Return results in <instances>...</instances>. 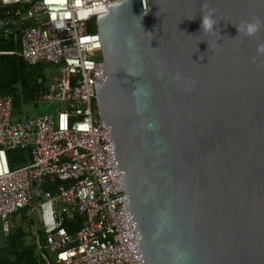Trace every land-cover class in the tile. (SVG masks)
<instances>
[{
	"label": "water",
	"instance_id": "water-1",
	"mask_svg": "<svg viewBox=\"0 0 264 264\" xmlns=\"http://www.w3.org/2000/svg\"><path fill=\"white\" fill-rule=\"evenodd\" d=\"M113 1L93 82L135 264H264V0Z\"/></svg>",
	"mask_w": 264,
	"mask_h": 264
},
{
	"label": "built area",
	"instance_id": "built-area-1",
	"mask_svg": "<svg viewBox=\"0 0 264 264\" xmlns=\"http://www.w3.org/2000/svg\"><path fill=\"white\" fill-rule=\"evenodd\" d=\"M113 0H0V29L19 31L18 56L30 67H58L28 101H57L56 113L12 120L13 99L0 96V234H10V216L32 207L36 189L43 220L42 256L49 264H135L115 203L102 140L93 69L103 64L96 15ZM30 22L29 25L24 23ZM22 149L29 162L10 169L7 152ZM45 213L50 221L45 219ZM78 222V223H77ZM78 224L74 232L68 225Z\"/></svg>",
	"mask_w": 264,
	"mask_h": 264
},
{
	"label": "trees",
	"instance_id": "trees-1",
	"mask_svg": "<svg viewBox=\"0 0 264 264\" xmlns=\"http://www.w3.org/2000/svg\"><path fill=\"white\" fill-rule=\"evenodd\" d=\"M1 16V12H0ZM30 22L24 23L29 25ZM19 31L4 35L0 29V96H11L13 99V114L21 111L35 91L44 88L36 83L41 75V67H30L18 56ZM29 153L22 149L7 152V163L10 169H16L29 160ZM48 184H42L36 189L33 204H37L42 193L50 190ZM30 207L22 210L25 214ZM32 221H30L31 223ZM78 223V222H77ZM68 225L70 232H74L78 224ZM41 234V231H38ZM26 234L20 229L11 230L8 237L0 235V264H46L37 253L34 245L25 244L23 237Z\"/></svg>",
	"mask_w": 264,
	"mask_h": 264
},
{
	"label": "rangeland",
	"instance_id": "rangeland-1",
	"mask_svg": "<svg viewBox=\"0 0 264 264\" xmlns=\"http://www.w3.org/2000/svg\"><path fill=\"white\" fill-rule=\"evenodd\" d=\"M41 77L45 80V82H57L58 79L61 76L60 69L58 67L49 66L46 65L42 67ZM60 106H62L57 101H40L37 105L28 103L27 105H24L20 112H16L12 116V120L16 119H22V118H34L41 114H47V113H56L57 109H60ZM17 216H14L12 219H9L10 224V230H12L15 225L21 226L22 229L25 231H29L31 235H35L36 231L41 229V226L39 224L38 219L40 220V215L37 213L36 207H31V209L26 213V219L20 222V214H16ZM29 219H33V223H29ZM29 237L26 238V242H32L35 239L32 240L29 239Z\"/></svg>",
	"mask_w": 264,
	"mask_h": 264
},
{
	"label": "crops",
	"instance_id": "crops-1",
	"mask_svg": "<svg viewBox=\"0 0 264 264\" xmlns=\"http://www.w3.org/2000/svg\"><path fill=\"white\" fill-rule=\"evenodd\" d=\"M41 67V69H42V67H44V66H40ZM39 77H41V76H39ZM46 83V82H45ZM44 85V84H43ZM30 100V99H29ZM28 104V103H27ZM26 104V105H27ZM22 119H24V118H22ZM17 120V119H16ZM30 159V158H29ZM28 162H29V160H28ZM27 162V163H28ZM26 163V164H27ZM23 165H25V164H23ZM22 165V166H23ZM35 194H36V191H35ZM42 201V197H40V199H39V201H38V203L37 204H33L32 205V207H36V209H37V213H39V215H40V220L38 219V221H39V224H40V226H41V229L40 230H38V231H41V234L40 233H38V231H36V233H35V235H31V233L29 232V231H25L24 229H22V227L21 226H18V225H15V226H13L14 228L13 229H20L21 231H23L25 234H26V236L25 237H23V241H24V243L25 244H31V245H34L35 246V248H36V251H37V253L41 256V258L45 261V263L46 264H49L48 263V261L46 260V259H44L43 258V256H42V253H41V250L39 249V246H41L42 244H43V220H42V217H41V212L39 211V209H38V205H39V203ZM31 209V207L29 208V210ZM23 210V209H22ZM22 210H20V211H18L17 213H15V214H13V215H11V217L13 218L14 216H17L16 214H20V222L21 221H23L24 222V220L26 219V213L29 211H27V212H25V214H23L22 213ZM10 217V218H11ZM11 218V219H12ZM48 218L49 217H47V213H45V219H46V221L48 220ZM30 221H32L31 223H30ZM29 223L30 224H32L33 223V219H29ZM12 229V230H13ZM10 232H11V230H10ZM1 235V234H0ZM2 236V235H1ZM30 236V240H32L33 238L35 239L34 241H32V242H29V243H27L26 242V238L27 237H29ZM3 237V236H2ZM3 238H6V237H3Z\"/></svg>",
	"mask_w": 264,
	"mask_h": 264
},
{
	"label": "clouds",
	"instance_id": "clouds-1",
	"mask_svg": "<svg viewBox=\"0 0 264 264\" xmlns=\"http://www.w3.org/2000/svg\"><path fill=\"white\" fill-rule=\"evenodd\" d=\"M214 25V21L211 19V17L209 16H204L202 17V28H206V29H212ZM259 28V23H249L247 25V34L251 35L253 34L257 29ZM240 31V29H238V32ZM261 51H264V46H261ZM50 219L48 218L47 222H49Z\"/></svg>",
	"mask_w": 264,
	"mask_h": 264
}]
</instances>
